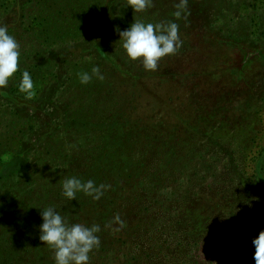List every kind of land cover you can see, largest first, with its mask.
<instances>
[{"label": "rangeland", "instance_id": "374dc122", "mask_svg": "<svg viewBox=\"0 0 264 264\" xmlns=\"http://www.w3.org/2000/svg\"><path fill=\"white\" fill-rule=\"evenodd\" d=\"M253 1L250 6V0H225L221 7L210 5L204 14L193 17L191 25L186 20L176 21L182 45L174 54L162 57L155 71L145 70L142 58L132 60L127 56L118 26L111 28L112 36L106 48L117 59L123 73L113 72L108 63L98 60L90 39L101 43V39L107 38V32L101 29L82 31L76 40L69 37L62 45L66 49L67 65H62L59 77L66 79L69 73L73 74L71 93L65 99L70 109H78L80 104L91 106L97 97L98 90L91 87L81 92L82 86L91 83L82 84L80 73L99 67L104 77H111L113 89L118 92L114 96L113 89L100 91L99 102L109 105V118H117L116 129L124 136L112 134H117L114 139L121 140L128 158L121 165L122 170L114 175L117 196L107 211V222L101 227L100 245L95 253L93 250L89 253L88 264H255L252 241L264 230V183L256 178L257 157L264 148V20H261L264 19V0ZM175 2L157 3L154 10H134V14L125 19L132 21L126 23L123 30L136 21L164 23L163 20L169 18L164 10L171 9ZM231 33L241 42L238 47H228L220 41L219 37L225 39ZM240 68L245 69L249 80H255L250 84V96L242 97L237 92L226 104L229 114L243 115L245 120L239 124L229 123L226 129L222 128L220 118L214 120L212 137L205 141L203 135L200 142L193 144L202 151L205 162L193 168L187 177H177L175 170L185 164V153L189 150L184 121L191 127L198 122L197 108L211 110L217 106V97L232 87L227 72ZM211 73L219 74V79H211ZM121 94L125 102L119 109L117 102ZM77 99L80 104L73 105ZM245 100H248L246 106ZM46 114V111L37 114L35 124L24 134L35 149L45 148L47 144L51 147L57 142L55 137L49 139L47 135L49 120L43 119ZM96 115H91L95 117L93 122L101 116ZM55 122L63 126L61 132L54 129L59 135L63 133V138L70 122ZM4 125L6 123L0 121V139L7 135ZM74 129L79 135H87L93 143L105 137L104 130L95 124L78 122ZM76 137L77 141L82 139ZM219 142H225L227 147H220ZM66 143L71 150L73 138ZM1 162L0 184L7 180L12 187L11 182L21 173L18 170L17 174L13 154L3 155ZM130 167H141L143 174L131 179L127 175ZM159 169L164 180L160 188L138 196L142 195L140 184L150 182V175L159 174ZM46 175H49L48 170ZM230 187L252 188L255 192L237 203L215 194ZM194 194L199 197L198 206L191 200L195 199ZM212 200L225 207L208 206ZM10 202L9 198H0V215ZM229 203L231 206H227ZM191 206L196 209L190 211ZM117 215L124 221L123 227L114 222Z\"/></svg>", "mask_w": 264, "mask_h": 264}, {"label": "trees", "instance_id": "16d2710c", "mask_svg": "<svg viewBox=\"0 0 264 264\" xmlns=\"http://www.w3.org/2000/svg\"><path fill=\"white\" fill-rule=\"evenodd\" d=\"M168 1L170 0H151V6L146 9L154 10L155 4L163 2L168 4ZM173 1H176L173 7L171 9L167 7L164 10V13L169 16L168 20H163L164 23L186 20L191 25L190 20L193 17L204 14L210 5L221 7L225 0ZM253 2L250 0V6ZM181 5L184 6L181 7ZM177 12H180L179 17L175 15ZM133 14L134 10L129 6V0H0V26L8 28L9 34L18 42L20 51L17 72L9 79L7 87L0 88V121L6 123L4 128L7 132V135L0 139V168L1 157L11 153L14 164L17 163V174L21 172L17 180L11 182L12 187L7 180L0 184V198H9L11 201L8 208H5L0 215V264H55L54 250L39 239V225L42 223L40 212L49 207L59 212L69 224L79 223L88 227L94 224L99 225L100 231L97 235L101 237V227L108 220L107 211L117 196L118 187L114 175L120 172L121 165L128 161L121 140L114 139L117 134H112L116 132L121 137L124 136L120 130L116 129L117 118L115 116L109 118L107 116L109 105L103 106L105 103L99 102V92L111 91L115 85L112 84L111 77L103 76V80H100L93 76L91 85H86L84 88L82 86L81 91L85 92L90 87L98 90L92 105L84 107L80 104V99H77L73 101V105L80 104L78 109H70L65 99L71 93L73 74L69 73L66 79L60 78L62 65H67L64 58L66 49H63L62 45L69 41V37L76 40L78 33L82 31L87 33L90 29H101L107 32L108 37L101 39V43L90 39L92 48L98 53L100 62L108 63L113 72L123 73L117 59L113 58L106 47L112 36L111 28L115 26L116 29L118 26L119 31H123L124 25L130 21L125 19ZM121 18L122 20H118ZM218 34L217 31L215 39ZM219 39L228 47L241 45L234 33H231L230 37L226 36L225 39L219 37ZM25 70L30 73L34 84V96L30 99L27 98L26 93L19 90L22 72ZM227 73L232 87L217 97L215 101L217 106L211 110L203 109L204 111L197 108L198 122L191 127L186 125V121L183 123L187 129L186 144L189 150L185 153V164L175 170L177 177L178 175L187 177L193 168L200 167L205 162L202 151L193 144L200 142L199 139H203V135H205V141L212 137L214 120L220 118L223 129H226L229 123L239 124L245 120L243 115L236 117L229 114L230 108L226 103L227 99L235 97L237 92L242 97L250 96V84L255 80L248 79L245 69H233ZM210 77L213 80L219 79V74L211 73ZM117 92L118 89L115 88L112 93L116 96ZM123 102H125V96L121 94L117 102L119 109H122ZM247 102L248 100H245V106ZM100 103L101 108H99ZM42 111L47 112L43 119L49 120L46 124L47 135L49 139L55 137L57 142L51 147L47 144L45 148L35 149L24 134L29 132L37 120V114ZM55 113L59 115L54 116ZM98 113L99 115H96ZM94 114L96 117L101 115L96 122H93L95 117H91ZM56 120L70 122V128L63 138H61L63 133L59 135L57 131H54L56 128L60 132L63 130V126L55 122ZM78 122L82 125L95 124L99 129L104 130V139H97L93 143L88 140L87 135H79L74 129V125ZM76 135L82 139L77 141ZM58 136H60L59 139ZM71 138H73V147L69 150L66 140ZM218 144L222 148L227 147L225 142ZM174 149L177 148L174 147ZM261 151L257 157L256 178L264 183V148H261ZM236 156L235 154V161ZM129 169L127 175L131 179L143 174L141 167ZM180 169L182 171L178 172ZM229 171L228 169L227 172ZM17 174L13 172V175ZM71 177H76L83 182L92 180L96 185L105 184L111 187L104 191L99 200H94L83 192H78L76 199L69 200L63 195L62 182ZM191 177L192 175L188 184L191 183ZM149 181L147 184H140L143 186L140 187L142 195L138 196L143 197L148 191L153 193L160 188L161 183L164 182L160 169L159 174L156 172L150 175ZM254 192L252 188L230 187L228 190L215 191V194L219 193L222 199H232L237 203L243 197H252ZM193 197L195 199L191 200L195 202V206H198L196 200L199 197L195 194ZM208 206L222 207L215 204L214 200L208 202ZM189 209L192 211L196 207L191 206ZM197 220L198 218L195 223ZM95 251L96 248H93L92 253Z\"/></svg>", "mask_w": 264, "mask_h": 264}, {"label": "clouds", "instance_id": "9594fccd", "mask_svg": "<svg viewBox=\"0 0 264 264\" xmlns=\"http://www.w3.org/2000/svg\"><path fill=\"white\" fill-rule=\"evenodd\" d=\"M129 6L137 12H142L151 6V0H129ZM184 5H181L183 7ZM177 17L180 12L175 13ZM122 38V47L132 60L142 58L145 70L155 71L158 61L170 54H174L181 47L179 26L175 22L169 23H143L134 22L126 30L119 32ZM20 51L16 39L9 34L6 26H0V88L7 87L9 79L18 70ZM80 82L87 84L92 77L103 80L99 67L92 68V74L80 73ZM34 84L30 73L22 72L19 90L26 93L27 98L34 96ZM110 185H96L94 181H81L76 177L66 178L62 182L63 195L69 200L76 199L78 192L99 200ZM42 223L39 225V239L54 250L55 264H88L89 253L100 245V238L96 233L100 231L99 225L91 227L83 224H69L53 207L41 210ZM114 222L121 227L124 221L119 215ZM255 246V264H264V230L252 241Z\"/></svg>", "mask_w": 264, "mask_h": 264}]
</instances>
